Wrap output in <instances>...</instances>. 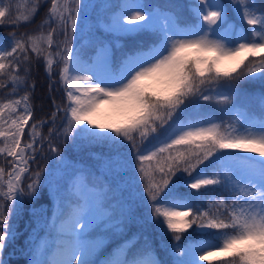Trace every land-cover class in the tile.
Here are the masks:
<instances>
[{
  "label": "snow or ice",
  "instance_id": "6c2138e0",
  "mask_svg": "<svg viewBox=\"0 0 264 264\" xmlns=\"http://www.w3.org/2000/svg\"><path fill=\"white\" fill-rule=\"evenodd\" d=\"M43 2L35 34L0 38V264L26 202L35 225L26 264H95L100 242L87 238L97 229L123 238L100 264H264V0ZM40 4L14 15L0 0V25L30 22ZM33 56L66 103L53 100L50 117L30 125ZM240 96L258 99V118L237 110ZM204 102L234 123L193 119ZM54 137L102 149L89 153L97 164L69 159ZM49 198L51 210L36 206ZM190 229L201 238L185 243Z\"/></svg>",
  "mask_w": 264,
  "mask_h": 264
},
{
  "label": "trees",
  "instance_id": "16d2710c",
  "mask_svg": "<svg viewBox=\"0 0 264 264\" xmlns=\"http://www.w3.org/2000/svg\"><path fill=\"white\" fill-rule=\"evenodd\" d=\"M5 3H8V0H4ZM92 4H103L106 2L115 3L116 0H89ZM149 3L153 5H167L170 3H183L184 0H148ZM29 5V0H12V7H13V14H24L26 6ZM49 4L44 3L43 0H41V4L39 7V11L36 12L34 18L28 22H20L19 26H16L14 24H4L0 25V38L6 37L12 33H26V34H35L39 30V26L41 22L43 21L45 14L47 12ZM97 11H102L101 9H97ZM250 27V26H249ZM75 43V42H74ZM79 46L78 44L76 45ZM91 55V52L88 53ZM55 70V69H54ZM23 74V73H21ZM58 79V76H54L53 80ZM28 83L34 84V88L31 89V96L30 101L33 108V120L29 122L31 123L36 120H47L51 113L55 110L53 105V100L56 101L57 104L63 105L66 103V96L63 91V87L60 83L53 84V81L49 79L48 75L45 72V65L42 59L37 60L33 56L32 63H31V71H30V78L28 80ZM245 92L252 94V93H259L260 89L258 87H252L247 82L242 85ZM5 97V90H0V99H3ZM233 103L241 104V105H248V107L252 110L261 115V108L259 103L254 101V98H251L250 96H240L236 97L233 100ZM207 114H212L216 117L222 118L224 121L227 120V116H225L219 108L210 102H204L201 109L199 111L190 110V115L193 119H202ZM62 113L58 114L57 120H56V127L59 129L61 127L62 123ZM52 125L45 124V126L41 129V132L43 135H47L49 127ZM27 132L28 129L25 130V139H27ZM55 142L57 145H61L62 151L65 152V154L68 156L71 160H80L85 164H94V161L92 157L89 155L90 152H100L102 149L100 148H85L82 151H75L71 149V142L67 145L62 144V140L60 138L54 137ZM46 150V149H45ZM37 162L43 166L45 164V161L40 159V157H37ZM47 164L49 166H52L53 161L48 160ZM33 169L36 168V164L33 163L32 165ZM203 167V166H201ZM199 171V169H198ZM195 191V190H193ZM115 194L117 197L119 196L117 192L111 193ZM219 198V197H218ZM49 198L48 200H37L36 206L39 208L41 205H43L45 208L51 210L52 204L50 202ZM206 206V202H205ZM31 207L30 203H25L24 205V212L23 215L19 218H14V223L16 225V231L18 233L17 238L12 243L6 242V247L4 249L3 253V259L8 262V264H26L29 257L27 256V252H22V249H25L27 239L29 238V233L31 232L32 228L35 227L34 224L31 223V216L29 213V209ZM139 211H145V209H140ZM50 214V213H49ZM26 228L24 229V227ZM102 232L105 233L106 236V242L103 245V247L98 251L94 253L95 258L97 257L95 261V264H100L99 261L104 260L108 255L111 253V251L117 246L118 243L122 241V237L119 236H112L110 233L106 232L105 230L101 229ZM138 228L133 225L127 230V236H131L132 233L137 232ZM42 235V233H41ZM149 238L151 239L153 247L156 249L157 255L164 259H171L167 257L164 253L162 248L160 247L161 244V238L158 232L156 231H149L148 232ZM199 233H194L191 229L185 233L182 237V240L185 243L188 242H194L197 239H200ZM165 243H172L171 237L167 236L164 237ZM140 243H143V239L141 238ZM94 257L92 256V259ZM203 264H208V262H204ZM213 264H219L218 261H215L213 259Z\"/></svg>",
  "mask_w": 264,
  "mask_h": 264
},
{
  "label": "rangeland",
  "instance_id": "374dc122",
  "mask_svg": "<svg viewBox=\"0 0 264 264\" xmlns=\"http://www.w3.org/2000/svg\"><path fill=\"white\" fill-rule=\"evenodd\" d=\"M227 66H230V65H227ZM254 101L259 103L258 99H255L254 98ZM236 108L237 110H239L240 112L244 113V115L246 116H249V117H259L260 115L258 113H256L255 111H252L248 105H241V104H236ZM101 112H102V115L100 117V119H103L105 122H110L111 120L115 119V117H112V116H109L108 113H109V107L107 105L105 106H102V109H101ZM203 119V118H202ZM214 122H219V120H216ZM225 122H228V123H234V121L232 120H229V118H227V120ZM237 127H241V125H237ZM246 155H256V154H253V153H247ZM93 159V158H92ZM94 161V164H87L89 166H94L97 164V161ZM117 194L119 195V193L117 192ZM110 195H115V194H111ZM89 242L91 243H95V242H100V247L95 251V252H98L102 247L103 245L105 244L106 242V236H105V233L101 231V229H97V230H94L93 233L87 238ZM93 260H96L97 257L95 258V256L93 255ZM210 259H213V258H210ZM102 261V260H101ZM99 261V263L101 262ZM205 261L201 262V264H203Z\"/></svg>",
  "mask_w": 264,
  "mask_h": 264
}]
</instances>
